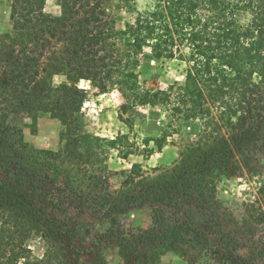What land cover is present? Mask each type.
I'll use <instances>...</instances> for the list:
<instances>
[{
  "label": "trees",
  "instance_id": "1",
  "mask_svg": "<svg viewBox=\"0 0 264 264\" xmlns=\"http://www.w3.org/2000/svg\"><path fill=\"white\" fill-rule=\"evenodd\" d=\"M55 1L58 15L45 10L47 0H8L11 28L0 35V264L62 261L65 231L77 228L50 214L67 212L63 197L84 212H104L109 245L128 264H163L168 253L191 256L188 264H225L200 230L170 224L165 207L192 201L214 211L221 179L244 169L255 173L253 163L264 154V0H155L145 11L136 0ZM118 7L137 12L124 28L117 27ZM177 55L188 63L183 81L171 90L143 87L145 65ZM55 76L64 79L54 83ZM82 80L102 93L117 87L127 103L163 113L153 125L160 135L146 139L155 143L147 156L186 127L196 139L183 140L170 170L156 168L146 177L134 163L112 191L107 147L129 138L86 132L82 109L89 91ZM15 114L30 118L33 134L42 115L57 119L59 148L26 142L23 129L11 123ZM121 153L126 159L133 152ZM259 194L264 198V184ZM144 206L153 207L149 227L129 239L118 236L119 217ZM252 208L263 221L264 211ZM35 238L46 242L37 261L28 244Z\"/></svg>",
  "mask_w": 264,
  "mask_h": 264
},
{
  "label": "rangeland",
  "instance_id": "2",
  "mask_svg": "<svg viewBox=\"0 0 264 264\" xmlns=\"http://www.w3.org/2000/svg\"><path fill=\"white\" fill-rule=\"evenodd\" d=\"M155 0H136L139 11L152 9ZM117 7V6H116ZM45 10L54 15L61 12L55 0H47ZM117 15V27L124 28L127 22H133L137 12L128 11L123 7L114 9ZM249 16H243V22H248ZM11 28L10 6L8 0H0V35ZM188 52L187 48L182 49ZM147 62V60H144ZM146 67V74L141 76L145 88L171 90L176 81H183L188 69V63L177 55L172 59L152 62ZM64 79L55 76L54 83ZM80 86L88 89L89 95L83 106L85 130L90 134L106 138H115L118 135H127L128 142L118 148L107 147V174L111 190L117 191L122 186L124 170H130L134 163H141L145 176L152 177L156 168L160 171L170 170L177 159L183 145V140L196 139V135L186 132L174 134L168 139V144L161 152H153L147 156V148L155 149V143L146 144L149 137L160 135L153 129L154 122L163 117V113L155 112L152 106H133L117 87H110L107 92H101L89 80L80 81ZM157 108V107H155ZM160 116V117H159ZM30 118L15 114L11 123L21 127L24 139L36 148L57 150L59 148V134L62 128L57 119L49 115H42L38 120V132L33 134L28 127ZM132 150L133 153L124 159L122 151ZM259 162L253 163L254 171H248L221 179L217 185V198L220 206L214 211L202 208L196 202L181 201L175 206L165 207V215L170 224L182 223L200 230L205 235L208 247L217 251L219 258L225 264H264V220L259 221L252 216V206L258 211H264V198L259 189L264 184V154L259 155ZM4 170L0 169V178H4ZM66 201L67 212L50 210L59 218L70 221L77 228H67L65 244L67 255H63L60 262L53 264H128L120 255L119 249L111 243L107 228V219L103 211L88 208L85 212L74 207L69 198ZM253 204V205H252ZM152 206L132 209L119 217L117 235L121 238H132L147 229L151 221ZM75 223V224H74ZM31 259L37 261L44 258L46 242L42 238H35L28 242ZM108 245V246H106ZM101 256L103 258H101ZM192 258L168 253L162 256L163 264H188ZM18 264H30L21 260Z\"/></svg>",
  "mask_w": 264,
  "mask_h": 264
}]
</instances>
